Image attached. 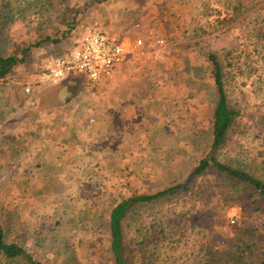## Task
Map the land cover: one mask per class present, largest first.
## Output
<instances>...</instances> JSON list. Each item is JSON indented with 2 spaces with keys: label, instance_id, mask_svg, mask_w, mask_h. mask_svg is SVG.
<instances>
[{
  "label": "rangeland",
  "instance_id": "1",
  "mask_svg": "<svg viewBox=\"0 0 264 264\" xmlns=\"http://www.w3.org/2000/svg\"><path fill=\"white\" fill-rule=\"evenodd\" d=\"M81 2L0 0L16 44L59 39L33 48L0 80V223L41 264H113L112 206L182 184L209 152L216 101L209 53L219 58L228 104L239 112L215 155L264 181V0H108L88 9ZM74 6L83 13L71 28L67 9ZM95 28L142 39L141 54L95 88L82 72L40 81L43 62ZM11 43L0 37L1 50ZM214 181L207 173L188 192L130 213L125 233L147 238L145 264H175L197 251L202 233L219 237L215 226L229 236L235 222L262 223L260 213L228 208L217 193L226 188ZM206 205L214 208V228Z\"/></svg>",
  "mask_w": 264,
  "mask_h": 264
},
{
  "label": "trees",
  "instance_id": "2",
  "mask_svg": "<svg viewBox=\"0 0 264 264\" xmlns=\"http://www.w3.org/2000/svg\"><path fill=\"white\" fill-rule=\"evenodd\" d=\"M47 3L50 0H44ZM84 9L90 8L95 3L106 2L108 0H81ZM80 5V4H79ZM81 6H74L67 9L68 23H72L71 28L76 23V18L83 13ZM8 7V6H5ZM82 15V14H80ZM13 22L11 15L5 11L0 12V37L1 42H12L7 52L0 49V80L12 74L14 70L22 65L29 51L41 45L42 42H57L51 37L36 41L34 44L20 46L16 44L17 39L8 35L7 27ZM71 29L68 28V31ZM68 32H62V36ZM77 43V41H76ZM206 62L209 74L213 83L216 101L212 109V131L211 145L209 152L190 171L188 177L182 184L168 187L147 195L131 194L123 196L112 206L108 214V240L109 251L113 264H145L147 252V238H128L125 233V222L134 209L140 206L151 204L165 198L177 196L181 192H188L187 185L195 179L211 173L214 182H221L226 188L218 191L225 200L229 202V207H238L242 210L260 213L263 220L258 226H249L243 222H235L228 227L230 235L226 236L221 232L222 226L215 235L218 236L207 239L206 233L201 239H196L199 244L197 251H190L188 255H183L175 264H264V181L253 173L225 164L218 160V152L229 140L234 128L239 112L228 104L225 86L224 73L219 58L214 53L207 54ZM216 193V194H217ZM205 211L208 225L215 221L216 216H210L214 208L208 205L201 206ZM219 217V216H218ZM214 228V227H212ZM218 237V238H217ZM179 238L177 241H180ZM220 242H219V241ZM176 241V242H177ZM222 243V246H219ZM146 254L144 255V253ZM164 258V256H163ZM167 259V258H166ZM148 262V261H147ZM0 264H41L33 255L24 249L20 244L7 238L4 227L0 223Z\"/></svg>",
  "mask_w": 264,
  "mask_h": 264
},
{
  "label": "built area",
  "instance_id": "3",
  "mask_svg": "<svg viewBox=\"0 0 264 264\" xmlns=\"http://www.w3.org/2000/svg\"><path fill=\"white\" fill-rule=\"evenodd\" d=\"M144 45L140 38L132 41L119 35L99 29H91L65 55L47 59L39 68L41 82H56L74 72H82L86 86L95 88L111 79L115 68L127 62ZM155 45H164L162 39H156ZM29 92V89H25Z\"/></svg>",
  "mask_w": 264,
  "mask_h": 264
},
{
  "label": "crops",
  "instance_id": "4",
  "mask_svg": "<svg viewBox=\"0 0 264 264\" xmlns=\"http://www.w3.org/2000/svg\"><path fill=\"white\" fill-rule=\"evenodd\" d=\"M135 54H136V53H135ZM138 59H139L138 57H135V58L133 57V59H132L131 61H138ZM121 71H122L121 68H118L117 71L115 70L116 74H121ZM115 72H114V73H115ZM113 76H114V75H113ZM114 78H115L116 80H118V79H119V76L116 75Z\"/></svg>",
  "mask_w": 264,
  "mask_h": 264
}]
</instances>
